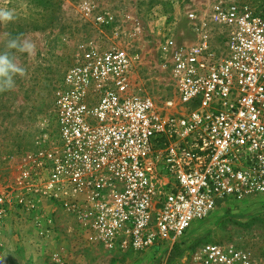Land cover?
<instances>
[{
  "label": "built area",
  "instance_id": "1",
  "mask_svg": "<svg viewBox=\"0 0 264 264\" xmlns=\"http://www.w3.org/2000/svg\"><path fill=\"white\" fill-rule=\"evenodd\" d=\"M186 21L191 37L160 48L164 99L136 87L138 55L81 45L55 88V125L42 127L36 149L0 183V231L13 211L33 216L44 246L62 211L86 246L122 254L166 244L167 264L194 222L228 199L264 195V12L228 0ZM48 257L67 264L60 252ZM184 264L257 262L206 243Z\"/></svg>",
  "mask_w": 264,
  "mask_h": 264
},
{
  "label": "rangeland",
  "instance_id": "2",
  "mask_svg": "<svg viewBox=\"0 0 264 264\" xmlns=\"http://www.w3.org/2000/svg\"><path fill=\"white\" fill-rule=\"evenodd\" d=\"M224 1L228 0H0V12H11L13 17L0 19V55L7 54L24 69L23 74L14 75L13 88L0 90V183L9 181L24 156L36 149L42 127L55 125V88L82 44L93 42L100 51L123 47L138 55L136 87L145 95L164 99L171 89L162 68L161 46L173 36L191 37L187 12L209 15ZM236 1L264 12V0ZM86 3L94 13L88 15ZM97 14L113 16L114 22L98 23ZM212 26L219 32L216 24ZM13 41L17 47L10 48ZM25 44L30 50H23ZM27 216L19 215L17 222L23 223ZM55 216L57 237L52 242L63 251L67 264H161L165 258L166 244L122 254L86 246L70 218L59 212ZM38 240L41 254L51 241L43 246L42 239ZM206 243L248 251L257 264H264V195L241 202L228 199L208 219L194 222L167 264H184L186 257Z\"/></svg>",
  "mask_w": 264,
  "mask_h": 264
},
{
  "label": "crops",
  "instance_id": "3",
  "mask_svg": "<svg viewBox=\"0 0 264 264\" xmlns=\"http://www.w3.org/2000/svg\"><path fill=\"white\" fill-rule=\"evenodd\" d=\"M59 213L63 214L62 211ZM18 217L16 211L11 212L0 231V263L49 264L50 253L60 252L64 255L62 250L56 249V243L52 241L47 245V249L43 247L41 254L38 253L36 247L40 241V231L35 227L34 217L27 216L21 224L17 222L21 220Z\"/></svg>",
  "mask_w": 264,
  "mask_h": 264
},
{
  "label": "clouds",
  "instance_id": "4",
  "mask_svg": "<svg viewBox=\"0 0 264 264\" xmlns=\"http://www.w3.org/2000/svg\"><path fill=\"white\" fill-rule=\"evenodd\" d=\"M12 13L8 11L0 12V19L11 20ZM10 48L17 47L13 41L9 44ZM30 45L25 44L23 50H30ZM24 69L18 67L7 54L0 55V90L11 89L15 86L14 75L23 74Z\"/></svg>",
  "mask_w": 264,
  "mask_h": 264
}]
</instances>
